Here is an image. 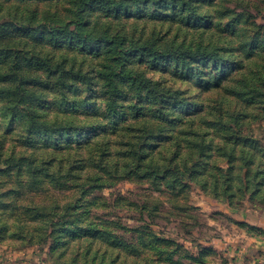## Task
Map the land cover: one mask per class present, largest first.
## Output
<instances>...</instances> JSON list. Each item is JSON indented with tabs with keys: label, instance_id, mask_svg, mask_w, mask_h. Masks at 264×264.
I'll return each instance as SVG.
<instances>
[{
	"label": "rangeland",
	"instance_id": "374dc122",
	"mask_svg": "<svg viewBox=\"0 0 264 264\" xmlns=\"http://www.w3.org/2000/svg\"><path fill=\"white\" fill-rule=\"evenodd\" d=\"M263 74L264 0H0L2 264H109L111 229L129 256L118 264L135 252L150 264H233L209 249L245 230L228 203L189 179L172 192L154 172L175 153L203 169L237 115L264 146ZM127 141L125 164L151 168L83 188L108 172L83 159L113 158Z\"/></svg>",
	"mask_w": 264,
	"mask_h": 264
},
{
	"label": "trees",
	"instance_id": "16d2710c",
	"mask_svg": "<svg viewBox=\"0 0 264 264\" xmlns=\"http://www.w3.org/2000/svg\"><path fill=\"white\" fill-rule=\"evenodd\" d=\"M259 33L256 34L254 39H257ZM215 49V47L213 48ZM261 83H263L262 89L264 88V74L260 76ZM255 101V97L252 100H248L246 105L253 104ZM244 102V101H243ZM237 115L238 113L235 112ZM248 116V115H247ZM246 116V117H247ZM239 115L236 116L234 120L235 126L229 127L227 129V124L222 126V132L224 133L223 136L218 137L217 139H212L209 141L213 143L217 141V145L215 149H213V153L217 152L215 156L210 155V160H208V164L200 170H198V164L191 166L190 170H187L182 166L181 160L184 158L182 154H173L170 158V163H164L163 168H159L160 170H156L154 172L156 183L160 186V183L164 182L165 185L171 190L172 192H180L185 187L184 184H181V180L189 179L190 181L193 180L198 184H201L205 189L206 193L216 199L220 200L221 202L228 203L226 206H229L232 209H238L243 207L246 203L253 204L255 209H260L264 211V146L261 144V141L256 137L245 133L244 128L239 126L240 120ZM133 141H127L120 145L119 151L112 152L114 156H108L106 154H97L99 155V160H94L95 158H84L83 162L88 166L94 165L96 168L107 170V173L99 172L98 174H91L88 175L90 179L87 182L82 184V187L85 189L94 188V187H102L105 183H99L98 181L109 176V174H121L125 171L127 173H131L133 171L128 170L129 165L130 168L134 166V162H126L124 161V154L126 153L127 149H133L132 146ZM144 150L143 148L138 149L136 148L135 152L140 154ZM204 151V150H202ZM222 159L225 163L224 165L217 164V161ZM122 161V163H121ZM142 161H146L145 157H142ZM96 162V163H95ZM63 164V163H61ZM174 164L175 168L171 165ZM158 165H161L159 163ZM59 166H61L59 164ZM136 170L134 171H148V168L151 167H144L140 163H137L135 166ZM113 172V173H112ZM149 174V172H147ZM69 175H73L72 173H68ZM74 177V176H73ZM237 225L241 226V228H245L248 233H258L263 234L261 228L252 225L246 221H241L236 218H233ZM5 220L0 221L2 224ZM17 228H20L18 222L14 224ZM243 228V229H244ZM4 228H1L0 231H3ZM9 230V229H8ZM80 230L86 231L90 230L92 236L95 237L94 234L100 233L99 229L97 228H89L88 227H81ZM6 231V230H5ZM69 231H73L70 230ZM114 230L111 229L110 232H102L104 233V241L106 257L104 260L108 259L109 264H118L121 262V259L124 258L127 260L129 256L123 254L122 251L116 252L118 237L113 236L111 233ZM9 232V231H8ZM3 233V232H2ZM18 232H11L12 235H16ZM77 237H74L76 240ZM166 242V240H163ZM94 243V242H93ZM122 245H125L122 242ZM94 244L89 246V250H93ZM104 246V247H105ZM125 247V246H124ZM162 247V246H160ZM159 248V247H158ZM182 248L181 244H176V251ZM130 249V248H129ZM160 249V248H159ZM210 250L217 251L212 245H210ZM134 251L136 248L134 247ZM112 252V254H108ZM172 256V255H171ZM90 257V254L88 255ZM98 255L96 254L93 256L92 262L98 259ZM133 257V264H150L147 256L140 254V252H135ZM74 260L78 259V256L72 257ZM162 262L158 260L157 264ZM163 264H182L179 261H165Z\"/></svg>",
	"mask_w": 264,
	"mask_h": 264
},
{
	"label": "crops",
	"instance_id": "0c3cea01",
	"mask_svg": "<svg viewBox=\"0 0 264 264\" xmlns=\"http://www.w3.org/2000/svg\"><path fill=\"white\" fill-rule=\"evenodd\" d=\"M224 207V211L232 217L261 228L263 234L248 233L246 230H240L241 232L237 233V235L234 234L230 237H213L211 245L223 257H228L233 264H264V211L252 208L255 211V216L252 217L243 214L238 209H232L229 206ZM2 263L4 261L0 264Z\"/></svg>",
	"mask_w": 264,
	"mask_h": 264
}]
</instances>
